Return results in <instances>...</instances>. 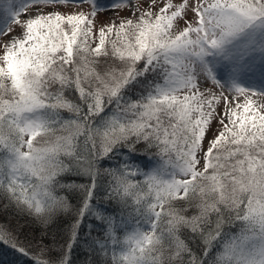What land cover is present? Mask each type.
Listing matches in <instances>:
<instances>
[{
  "label": "snow or ice",
  "instance_id": "obj_1",
  "mask_svg": "<svg viewBox=\"0 0 264 264\" xmlns=\"http://www.w3.org/2000/svg\"><path fill=\"white\" fill-rule=\"evenodd\" d=\"M84 3L90 12L60 11ZM111 7L131 16L97 28L98 0L3 4L0 203L47 228L71 213L70 189L83 199L63 242H38L37 253L23 226L0 224V247L28 264H71L77 246L104 264H206L213 248L208 264H264V102L253 99L264 101V0ZM140 144L154 166L138 162ZM121 149L118 167H102ZM102 172L118 212L93 206ZM89 214L101 235L89 225L81 237Z\"/></svg>",
  "mask_w": 264,
  "mask_h": 264
},
{
  "label": "trees",
  "instance_id": "obj_2",
  "mask_svg": "<svg viewBox=\"0 0 264 264\" xmlns=\"http://www.w3.org/2000/svg\"><path fill=\"white\" fill-rule=\"evenodd\" d=\"M144 148L145 146L143 144L137 145V152L135 155L137 156L138 162L145 163L147 162L148 157L154 158L150 154H145ZM126 151V149H121L120 152H118L116 155L108 158L107 162L102 167H118L120 163H122V157L125 156L124 153H126ZM151 151L155 152V149H152ZM155 159L157 160L158 158ZM65 179L66 181H74L76 184L89 183V180L87 178H81L75 174H69L65 177ZM108 179L109 177L103 174V172L98 177V187L97 191L94 192L92 203L93 206L97 204H103L104 207L108 208L109 211L116 210L118 212L120 210V206L116 203V201L113 200L109 202L105 196V190ZM66 194L68 195L69 201L73 206L71 213L59 216L56 221L47 228L42 226L40 223L34 222L33 219L28 216H22L20 214H17L16 210L12 208H8L6 210L4 208H0V224H10L13 228L17 229L20 228V226H23L20 231L21 242H26L27 244L31 245V248L37 253L39 252V248L37 247L38 242L44 245L51 244L53 239L63 242L67 236V229L69 225L73 222V217L76 214V210L81 205L83 199V193L77 189H70ZM181 203L182 202H177V206H180ZM193 211L194 210L190 209L185 214L192 215ZM89 225L92 226V234L94 236L101 235L99 222L94 220L89 214L83 218V222L80 226L81 237H83L84 233L89 230ZM239 227V224L232 225L230 229L228 226H226V230L237 232L239 230ZM184 236L187 239L190 236V233H188L187 230H184ZM188 242L192 251L196 253L198 257L203 255L202 241L198 239L192 241L189 239ZM7 250H9L8 256L4 255L5 251ZM216 251L217 248L212 249L209 257L206 258V264H208V262L211 261V259L215 256ZM0 256H3L4 260L8 262L10 258L21 259L22 264H28L29 259L27 257H23L17 253H14L11 249H5L3 247H0ZM70 261L71 264H89V261H91V264H104L103 259L97 256L95 252L90 254L89 252L85 251L84 247L79 246L74 247L70 255Z\"/></svg>",
  "mask_w": 264,
  "mask_h": 264
},
{
  "label": "rangeland",
  "instance_id": "obj_3",
  "mask_svg": "<svg viewBox=\"0 0 264 264\" xmlns=\"http://www.w3.org/2000/svg\"><path fill=\"white\" fill-rule=\"evenodd\" d=\"M7 2V0H0V23L3 22V18L5 16V13L3 11V4H5ZM14 4L18 3V0H13ZM149 0H140V4L141 7H147ZM98 3L101 5V8L98 9L97 11V16H96V25L97 28L99 26H101V24L103 23H107L109 21H111L112 19H115L117 21H119L120 18H125V17H129L131 16L130 11L127 8H112L111 5L114 3V0H98ZM29 7H31V5H29ZM83 10L85 12H90L92 9V5L90 3H84L82 5H80L79 7L75 6V5H70V6H66V7H61L60 11L63 12H69V11H79V10ZM51 9H45V11H49ZM21 21H23L25 19V15L24 13L21 14L20 16ZM10 26L14 29L15 33H19L21 31L20 27H18L15 23H12L11 21H9ZM8 39L7 36H0V42L6 41ZM217 72L221 75H225L226 76V69L225 67L222 65L220 67H218ZM255 75V74H254ZM256 83L259 84L260 80L257 77L256 79ZM209 86H211V81L208 82ZM218 91V89H217ZM241 99H243L241 97ZM253 99L257 100L258 102H264V101H260L258 96H254ZM216 127V125L214 124V128ZM123 159H125V156L122 157ZM157 162V160L155 158H150L148 157L147 162L142 163L139 162L142 165H147V166H154L155 163ZM147 170V169H145ZM0 208H3L2 203H0ZM14 209V208H12ZM9 254V250L5 251L6 256H8ZM9 264H22V260L18 259V258H10L9 260Z\"/></svg>",
  "mask_w": 264,
  "mask_h": 264
}]
</instances>
